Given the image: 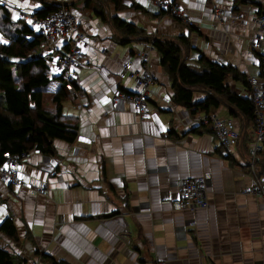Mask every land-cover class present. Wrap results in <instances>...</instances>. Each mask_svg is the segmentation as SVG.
Wrapping results in <instances>:
<instances>
[{
	"label": "crops",
	"instance_id": "0c3cea01",
	"mask_svg": "<svg viewBox=\"0 0 264 264\" xmlns=\"http://www.w3.org/2000/svg\"><path fill=\"white\" fill-rule=\"evenodd\" d=\"M45 1L0 0L11 9L9 20L0 15V42L6 43L3 35L12 25L27 23ZM97 1L111 15L144 28L151 39L187 38L191 67L201 66L206 56L246 75L259 72L254 19L264 13V0H179L196 26L160 15L154 0H124L123 10L105 0H92L91 6ZM71 3L92 40L75 86L68 87L71 95L62 102L60 119L77 125L78 137L73 143L55 139L54 155L26 153L22 185L0 181V224L10 217L19 231L17 241L1 233L0 245L20 264H264V198L247 192L256 185L249 165L254 128L229 155L220 154L212 127L199 124L205 112L192 113L174 102L172 74L152 41L123 43L87 0ZM40 48L42 55L57 58L49 41ZM140 53L150 55L155 77L145 119L133 104L113 101L117 91L138 92L135 78L122 79L120 72L129 60L143 72ZM50 71L58 77L53 61ZM227 79L241 96H250L242 81ZM60 84L57 80L50 93ZM207 94L194 92V103ZM44 107L58 115L52 99ZM211 112L231 117L224 105ZM234 120L241 131L239 118ZM258 164L264 180V151ZM206 173L209 207L175 210L180 184ZM38 187L48 188L50 195L34 193Z\"/></svg>",
	"mask_w": 264,
	"mask_h": 264
},
{
	"label": "trees",
	"instance_id": "16d2710c",
	"mask_svg": "<svg viewBox=\"0 0 264 264\" xmlns=\"http://www.w3.org/2000/svg\"><path fill=\"white\" fill-rule=\"evenodd\" d=\"M92 0H87L86 6L95 11L98 18L109 24L114 35L128 43L134 39L152 41V45L162 54V63L169 68L173 78L175 94L174 102L182 104L192 113H210L221 105L227 106L231 117L239 118L242 138L247 140L249 129L255 128V110L250 96L243 97L228 83V77L242 81L248 86L247 75L231 64H221L202 56L201 66H189L186 58L190 44L187 38L151 37L144 28L121 17L111 15L108 7ZM67 5L71 6L67 1ZM113 2L118 10L127 8L124 0H105ZM60 6L59 0L44 2L35 16L43 17ZM99 6V7H98ZM133 7L142 8L133 2ZM0 9L6 12L5 19L9 20V11L0 2ZM160 15L166 13L160 12ZM150 38V39H149ZM0 42V168L8 156L23 155L32 150H38L46 155H54L56 149L54 140L61 139L73 143L78 137V126L62 121V102L71 95V90L63 76H52L47 57L33 53L48 41L45 35L26 23L12 25ZM66 49V47H65ZM34 54V55H33ZM60 80L57 91L50 93V87ZM196 91L208 92L207 97L194 103ZM3 92V94H2ZM52 99L57 104L58 115L51 116L45 110L46 102ZM11 186V185H10ZM12 240H19V231L14 219L8 217L0 224V239L2 234ZM48 257V256H47ZM54 260V259H53ZM0 264L17 263L16 256L0 245ZM60 264H70L60 262Z\"/></svg>",
	"mask_w": 264,
	"mask_h": 264
},
{
	"label": "built area",
	"instance_id": "2783aa9c",
	"mask_svg": "<svg viewBox=\"0 0 264 264\" xmlns=\"http://www.w3.org/2000/svg\"><path fill=\"white\" fill-rule=\"evenodd\" d=\"M59 1L58 9L47 15L43 17L32 15L29 25L43 33L46 39L55 45V49L58 50L54 64L55 69L58 75L64 77L68 87L73 88L74 82L79 76L82 60L92 47V40L88 37L85 28L82 27V21L76 15V11L67 5V0ZM154 3L159 13L164 12L188 26H196L179 0H154ZM254 22L258 31L253 36V46L259 54V72L247 74V82L255 110V128L252 134L253 142L249 148V165L256 178V185L254 189H248L247 192L261 194L264 198V180L259 175L260 166L258 164L259 157L264 151V13L256 17ZM140 57L145 62L143 72L134 69L132 60L124 63L120 72L122 79L135 78L138 92L117 91L113 101L114 103L126 101L133 104L139 117L145 119L150 115L148 93L155 83V77L150 71V55L140 53ZM199 124L212 127L218 140V152L222 155H229L242 138L237 122L232 117H222L214 112L203 113L199 116ZM25 155L26 153L8 156L7 163L0 168V181L13 187L23 184L20 165ZM209 177L210 173H206L184 180L179 186V196L174 201V209L180 211L208 208L210 205L208 201ZM33 192L50 195V191L46 187L34 188Z\"/></svg>",
	"mask_w": 264,
	"mask_h": 264
},
{
	"label": "rangeland",
	"instance_id": "374dc122",
	"mask_svg": "<svg viewBox=\"0 0 264 264\" xmlns=\"http://www.w3.org/2000/svg\"><path fill=\"white\" fill-rule=\"evenodd\" d=\"M82 3H79V5H81ZM99 7V6H98ZM7 10L9 11V14L11 15V9H8L7 8ZM13 13V15H14V17H17L16 15H17V13H16V10L14 9V11L12 12ZM0 15H1V19H3V17L6 15L7 16V14H6V12H5V14H4V11H0ZM25 14H23V13H20V16H24ZM30 17H31V15H28L27 17H26V20H27V23L26 24H28L29 25V20H30ZM4 20V19H3ZM30 26V25H29ZM46 51V50H45ZM33 53L35 54V53H39V54H43V50H41V48H39V49H37V50H35V51H33ZM33 54V55H34ZM46 54V53H45ZM47 57V56H46ZM55 57L56 56H54V57H52V59H50V58H48L47 57V59H48V61H50L49 63L51 64V62L53 61V63L55 64ZM54 68H55V66H54ZM237 68V67H236ZM78 79V78H77ZM76 79V80H77ZM236 91H238V88L236 89ZM243 91V93L242 92H240V90H239V92L242 94V95H245L244 93V90H242ZM0 93H1V90H0ZM2 94H3V92H2ZM196 102V101H195ZM3 182V181H2Z\"/></svg>",
	"mask_w": 264,
	"mask_h": 264
}]
</instances>
